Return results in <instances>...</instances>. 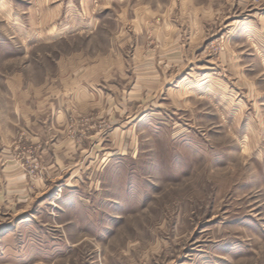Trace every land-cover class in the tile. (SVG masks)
I'll return each mask as SVG.
<instances>
[{"label":"rangeland","instance_id":"1","mask_svg":"<svg viewBox=\"0 0 264 264\" xmlns=\"http://www.w3.org/2000/svg\"><path fill=\"white\" fill-rule=\"evenodd\" d=\"M0 264H264V0H0Z\"/></svg>","mask_w":264,"mask_h":264},{"label":"crops","instance_id":"2","mask_svg":"<svg viewBox=\"0 0 264 264\" xmlns=\"http://www.w3.org/2000/svg\"><path fill=\"white\" fill-rule=\"evenodd\" d=\"M81 75L84 77V75H83V74H81ZM82 76H81V77H82ZM75 80H78V78H75Z\"/></svg>","mask_w":264,"mask_h":264}]
</instances>
